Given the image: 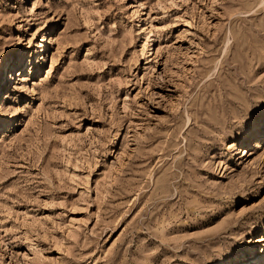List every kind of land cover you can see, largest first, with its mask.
Returning a JSON list of instances; mask_svg holds the SVG:
<instances>
[{"label": "rangeland", "instance_id": "rangeland-1", "mask_svg": "<svg viewBox=\"0 0 264 264\" xmlns=\"http://www.w3.org/2000/svg\"><path fill=\"white\" fill-rule=\"evenodd\" d=\"M0 83V264H264V0H0Z\"/></svg>", "mask_w": 264, "mask_h": 264}, {"label": "bare ground", "instance_id": "bare-ground-1", "mask_svg": "<svg viewBox=\"0 0 264 264\" xmlns=\"http://www.w3.org/2000/svg\"><path fill=\"white\" fill-rule=\"evenodd\" d=\"M19 75H22V72H20V74ZM7 82H8V78H7V80H6ZM1 83H3V80L1 81ZM1 83H0V85H1ZM243 262L245 261V260H242Z\"/></svg>", "mask_w": 264, "mask_h": 264}]
</instances>
